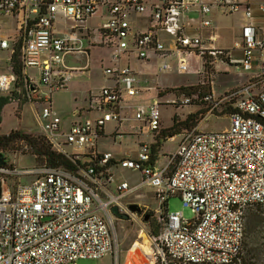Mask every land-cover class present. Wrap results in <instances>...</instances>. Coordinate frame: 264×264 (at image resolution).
Returning <instances> with one entry per match:
<instances>
[{
    "label": "built area",
    "instance_id": "1",
    "mask_svg": "<svg viewBox=\"0 0 264 264\" xmlns=\"http://www.w3.org/2000/svg\"><path fill=\"white\" fill-rule=\"evenodd\" d=\"M99 7L105 18L88 27L86 20ZM213 7L228 14L243 12L247 23L232 42L241 49L240 58H231L212 45L213 32L208 42L202 40L199 32L211 27L208 15ZM256 7L264 12V2ZM192 11L198 21L188 33L184 19ZM0 16H14L18 22L19 85L28 101L41 103L35 111L39 134L74 168L18 167L0 152L4 160L0 164V264H70L106 254L115 264L116 216L111 207L141 224L127 198L144 187L153 189L159 219L158 231L151 237L141 224L153 248V264H244L246 212L264 207V59L254 54L264 52V38L256 34L251 1L0 0ZM140 17L146 20L142 27L136 24ZM59 20L62 27L58 30ZM92 47L109 52V65L102 67L108 83L89 95L95 116L65 124L66 118L52 107V93L89 68ZM8 48L7 38L0 33V50ZM131 54L139 61L148 60L151 54L161 58L157 72H168L171 59L176 73L183 74L191 71L193 56L201 58L203 65L219 56L237 68L254 69L256 74L220 95L181 93L169 100L175 106L202 105L204 115L224 112L225 105L231 110L225 111L228 125L222 130L192 126L166 134L164 141L175 136L177 141L171 152L161 154L165 162L160 165L159 147L155 146L156 139L161 140L159 101L157 96L148 102L131 101L140 92ZM70 55H78L74 60L84 63H67ZM31 67L38 71L36 83L26 75ZM16 81L11 68L0 71V92L15 87ZM38 85L45 86L46 92H40ZM75 110L72 116L80 111ZM107 122L114 126L104 132ZM123 123L127 124L124 130ZM140 134H148L150 141H139L134 155L116 159L111 152L98 149L101 137ZM57 135L76 152H63ZM22 145L21 150L27 151V145ZM112 167L137 171L140 178L131 184L116 181ZM172 195L191 209L192 218L184 219L180 210L168 211L167 199Z\"/></svg>",
    "mask_w": 264,
    "mask_h": 264
},
{
    "label": "rangeland",
    "instance_id": "2",
    "mask_svg": "<svg viewBox=\"0 0 264 264\" xmlns=\"http://www.w3.org/2000/svg\"><path fill=\"white\" fill-rule=\"evenodd\" d=\"M103 9L99 8L96 13L88 19L86 22L89 26L93 27L99 24L105 17ZM85 23V24H86ZM81 22V25H85ZM61 28L62 22H58ZM86 26V25H85ZM221 43L227 45L230 43L229 40H222ZM101 54L102 63L100 65L99 55ZM109 52L104 49L95 48L91 51V57L89 60V68L82 73L77 72L68 82L65 88L59 89L52 93V107L62 116H66L65 124L70 121L83 120L86 117H91V112L85 110H80L78 114L72 116L73 110L78 109L83 98L91 95H95L100 87L106 84L105 77L102 73V67L104 65H109L107 60ZM5 54L0 52V63H2V58ZM78 55H70L67 59V63H77L82 64L84 61L79 59L76 60ZM131 66L138 73H145L147 76V82L144 84L152 87V89L143 91L138 95L140 102H148L150 97L155 95V86H157L160 91L158 98L160 117L162 119L163 126H170L173 123V116L176 118V128L164 130L163 134L170 132H180L183 128L188 126H195L199 130L212 131V130H222L227 127L228 119L224 112L211 113L204 115V110L201 109L196 112L201 105L197 103L184 104L181 106H175L169 102V98L177 95L181 96L182 91H197L196 93H205L210 89V81H212V89L214 94H220L224 90L233 88L240 85L247 79L246 73H237L230 66L216 63L215 70L212 75L208 73L194 74L193 71L183 74H177L174 70V62L170 60L171 69L168 72H157V62L155 61H137L133 54H131ZM75 59V60H74ZM159 58V63L161 62ZM195 63L191 61V64ZM209 65V64H208ZM207 67V66H206ZM209 69L211 65L208 66ZM207 67V68H208ZM34 76L35 72L29 70ZM19 83L14 87H11L9 91H1L0 97L7 98L0 107V133L5 134L10 130H20L25 133H30L33 135H38L39 131L37 128V118L35 110L41 105L40 102L31 104L25 99L19 92ZM39 86L40 92H46L47 88L42 85ZM175 86V87H174ZM185 87H189L186 89ZM175 94V95H174ZM164 95V96H162ZM135 99V98H133ZM168 99V100H167ZM167 100V101H166ZM189 113H195L193 120L188 121L187 125L180 124V122ZM203 115V116H202ZM203 118H202V117ZM183 118V119H181ZM179 122V123H178ZM192 123V124H191ZM126 123L121 125V129H126ZM114 126L113 122H107L104 127V132L109 131ZM147 137L141 136H121L116 137L115 142H112L110 138L99 140L100 148H107L116 154H126L133 153L138 149V142L147 141ZM63 137L57 135L55 140L59 143V147L63 152L73 153L72 146L67 143L62 142ZM177 141V136L174 139L165 140L161 143V148L159 149L160 159L157 163L164 164L165 158L161 156L162 153L171 152ZM23 141H14L9 145L0 147V152L4 153L10 161H14L18 167H32L41 164L39 159H36V163L32 155L24 150H21ZM24 144V143H23ZM115 180H125L128 183L137 182L140 175L137 171H131L127 169H121L114 171ZM24 180V178H22ZM153 189L151 187H144L137 190L131 194L127 200L136 204L140 210H138L137 217L142 221V225L151 237L155 235V231L158 229V212H156L157 202L152 194ZM167 209L168 211L180 210L182 217L184 219H190L194 216L193 212L189 207L182 205L181 200L178 196H170L167 199ZM163 213V210H162ZM148 215V220L144 219V216ZM139 224L132 217H116L113 220L114 233L117 242V262L115 264H137L140 261H145V264H153L151 258V248L149 241V236L144 234L146 232H141L142 225ZM242 246V258L244 264H264V207L255 206L247 210L245 215L244 223V239ZM153 250V248H152ZM154 252V251H153ZM70 264H114L112 256L106 254L98 259L90 258H80L76 259L74 263Z\"/></svg>",
    "mask_w": 264,
    "mask_h": 264
},
{
    "label": "crops",
    "instance_id": "3",
    "mask_svg": "<svg viewBox=\"0 0 264 264\" xmlns=\"http://www.w3.org/2000/svg\"><path fill=\"white\" fill-rule=\"evenodd\" d=\"M144 1L149 2V1H153V0H144ZM250 1H251L252 5H253L254 28H255L256 34L259 35L260 37L264 38V12H262L261 10H259L256 7V5L258 3H261V2L263 3L264 0H250ZM99 8L103 9V7H99ZM102 12H104V9H103ZM91 17H89L88 19H90ZM208 17L211 20L212 25H211V27H203V28L200 29L199 33H200V35L202 37V40L205 42L207 40V36L209 35V33L213 32L215 36H214V41L212 42V45H214L216 48L226 52L227 56H229L231 58H236V59L240 58L242 56V51H241L240 48H234L232 46V42L235 39H238L240 37L241 28L247 23V20H246V18L244 16L243 12L242 11H236V12L228 14V13L222 12L220 9H218L216 7H213L211 9ZM88 19L86 20V22L88 21ZM144 21L146 22L145 18L140 17L136 21V24L138 25V27H142L144 25ZM184 21L187 22L188 26H189L188 28H186L187 32L188 33H192L193 26H195L197 24V21H198L197 14L195 12H193V11L189 12L188 14H186ZM58 22H57L56 27L59 30L61 28L59 27ZM86 25L89 26L87 23H86ZM93 27H95V25ZM0 33L4 37L7 38L8 44H9V48L8 49L0 50L1 53L5 54L3 57H1L3 62L0 63V71L8 72V71H10L11 54H13L14 51H17L19 53V44H20L21 35H20L17 19L14 16H0ZM221 39L224 40V41L225 40H229L230 43H228L227 45H224L225 43H221ZM206 42H208V41H206ZM95 48L98 49V47H92L91 51L93 49H95ZM91 51H90V57H91ZM254 54L255 55L261 54V57L264 59V52L255 51ZM18 59H19V57H18ZM101 59L102 58H101V54H100L99 55V62H100ZM137 61H139V60H137ZM143 61H147V62L148 61H155L158 64L159 58L157 56L151 54V56H150V58L148 60H143ZM191 61L195 62V63L192 64V68H191V71H193L194 74H200V73H204L205 74V73H208L209 75H212L213 71L215 70V65H216L217 62L220 63V64H224V65L230 66L237 73H246L247 79L244 82H242L240 85L235 86L233 88H237V87L245 84L246 82H248L250 79L253 78L252 76H254L256 74V71L254 69H252V70H243L242 68H239V67L237 68L236 65L230 64L229 61L227 62V60L226 61H224V60L222 61V58L219 57V56H214V57L211 58L210 62L211 61L212 62L209 65H211V67L213 65V67L210 68V69L208 67L209 65L207 63L205 65H203L204 61L201 58L197 57V56H193ZM100 65H101V63H100ZM29 70H33L35 72L34 76H32V73H30ZM37 73H38V71H37L36 68L31 67V68H27L26 69L27 77H29V78L31 77L33 79L34 83L37 82ZM80 73H82V72H80ZM138 75L140 77V82H139L140 92H139V94H141V92H143V91H147V90L152 89V87L147 86V85L144 84L145 82H147V78H146L147 75L145 73H143V74L138 73ZM106 83H108V80H106ZM210 84L211 85H210L209 91H211L214 94L213 89H212V81H210ZM233 88H230V89H233ZM10 89H11V87H10ZM153 89H155V95L158 97L160 91L158 90L157 86H155V88H153ZM230 89L224 90V92H226V91H228ZM17 92H19L22 96L25 97L26 100H28L26 95H25L24 90L22 88H20V86H19V91H17ZM224 92H222V93H224ZM222 93H220V94H222ZM139 94H137L134 97L135 99H131V101H139L140 102L141 100L139 98H137ZM220 94H215V95H220ZM89 95H90V93L88 94V96H85L83 98L84 101L80 105L79 109L80 110H85L87 112H91L90 113V114H92L91 116H95L96 115V111L93 108H91V106L93 104L89 100ZM162 96H164V95H162ZM153 97H155V96H153ZM175 97H177V95L173 96L172 98L170 97L169 100L174 99ZM151 98L152 97H150L148 100H150ZM36 102H37V100L33 99L30 103L34 104ZM37 110H39V106L37 107V109L35 111H37ZM200 110H201V107L196 112H199ZM125 114L126 115H130L131 114V110L130 111H126ZM181 119H183V118H181ZM160 129L163 132H164V130L169 129V126L166 127V126L162 125L161 117H160ZM161 131H160V134H161ZM166 134L168 135L170 133H166L165 132V134H163V135L165 136ZM141 135L146 136L147 137L146 138L147 141H150V136L148 134H140L138 136H141ZM124 136H129V137L136 136V137H138L137 135H124ZM106 138H110L112 142H115V139H113L112 137H109V136L101 137L100 138V142H101V139H106ZM160 148H161V146L159 147V149ZM98 149L100 151H109V152H111L112 156L114 158H116V159L124 157L126 155H134L135 152H136V151L133 152V153H129L128 152V153L123 154V155L119 154V153L116 154V153L112 152L111 150H109L107 148H103V149L100 148L99 144H98ZM111 169H112L113 176H114V171L119 170V169H116L115 167H112Z\"/></svg>",
    "mask_w": 264,
    "mask_h": 264
},
{
    "label": "trees",
    "instance_id": "4",
    "mask_svg": "<svg viewBox=\"0 0 264 264\" xmlns=\"http://www.w3.org/2000/svg\"><path fill=\"white\" fill-rule=\"evenodd\" d=\"M11 61H10V68L11 71L17 76V81L16 83H19V80L21 79V71H20V63L18 59V52L14 51L13 54H11ZM16 84V85H17ZM188 89L189 87H185ZM183 88H180L178 91H182L184 95H192L195 94L197 91H186V90H181ZM190 89V88H189ZM200 94V92H198ZM7 101V98L0 97V107L1 105ZM225 110L224 111H229L231 108L228 105H225ZM195 113H190L187 114L186 117L180 122V124L187 125L188 121H192L194 118ZM179 123V122H178ZM192 124V123H191ZM176 118L175 116L173 117V123L172 125L169 126V129H174L176 128ZM191 126H188L186 128H189ZM185 128V129H186ZM184 129V128H183ZM39 133V132H38ZM170 133H178L177 131L170 132ZM163 131H161V140L159 138L156 139L155 146L160 147L161 143L164 141L163 139ZM163 139V140H162ZM23 141L28 147L27 151H24L25 153L29 152L33 159L34 162L36 163V159H39L41 161V164H46L50 166H57V167H62L65 169L73 170V165L71 162L60 152L54 150L51 148L50 144L47 143V141L44 139V137L41 134L38 135H33L30 133H25L20 130H10L8 133L1 134L0 133V147H4L9 145L11 142L14 141ZM158 231V229H157ZM155 233H157L155 231ZM242 258V255H241ZM242 261L244 262L243 258Z\"/></svg>",
    "mask_w": 264,
    "mask_h": 264
},
{
    "label": "water",
    "instance_id": "5",
    "mask_svg": "<svg viewBox=\"0 0 264 264\" xmlns=\"http://www.w3.org/2000/svg\"><path fill=\"white\" fill-rule=\"evenodd\" d=\"M76 112V110H73L72 111V114H74ZM64 118H67L66 116H63ZM4 162L3 160V157L0 155V164H2ZM129 209L131 211H138L139 210V207L136 205V204H130L129 205ZM111 212L116 216V217H122V218H126L127 215L126 214H120L118 211H117V208L116 206H112L111 207ZM147 215L144 216V219L147 220Z\"/></svg>",
    "mask_w": 264,
    "mask_h": 264
},
{
    "label": "flooded vegetation",
    "instance_id": "6",
    "mask_svg": "<svg viewBox=\"0 0 264 264\" xmlns=\"http://www.w3.org/2000/svg\"><path fill=\"white\" fill-rule=\"evenodd\" d=\"M148 216V215H147ZM147 220H148V217H147Z\"/></svg>",
    "mask_w": 264,
    "mask_h": 264
}]
</instances>
